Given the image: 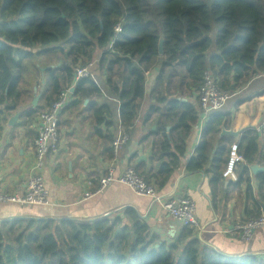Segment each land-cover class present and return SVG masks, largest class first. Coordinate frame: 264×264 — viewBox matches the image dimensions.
<instances>
[{
  "label": "trees",
  "instance_id": "obj_1",
  "mask_svg": "<svg viewBox=\"0 0 264 264\" xmlns=\"http://www.w3.org/2000/svg\"><path fill=\"white\" fill-rule=\"evenodd\" d=\"M120 21L122 30L115 34ZM26 58L36 60L46 82L43 103L25 110L26 121L60 97L78 64L91 60H97L96 67L105 76V94L90 75L76 84L74 100L65 108H79L88 100L95 131L108 144L109 153L115 138L102 126L113 124L112 107L102 96L108 93L117 100L120 126L130 134L141 108H148L142 118L147 131L140 142L151 146L150 169L143 161L134 166L148 182L154 179L158 188L185 156L199 108L189 94L197 93L209 69L220 86L237 92L210 113L186 168L209 170L217 184L222 158L219 149L211 152L231 116L223 108L238 107L264 81V0H0V129L9 111L20 107ZM156 68L147 94L146 75ZM238 86L243 89L238 91ZM246 89V95L237 97ZM238 148L243 157L238 183L249 185V167L264 166V141L249 128ZM257 177L263 187L264 172ZM195 232L183 226L168 242L132 207L95 219L8 218L0 221V264H264L256 254L221 252L204 244Z\"/></svg>",
  "mask_w": 264,
  "mask_h": 264
},
{
  "label": "crops",
  "instance_id": "obj_2",
  "mask_svg": "<svg viewBox=\"0 0 264 264\" xmlns=\"http://www.w3.org/2000/svg\"><path fill=\"white\" fill-rule=\"evenodd\" d=\"M157 71L152 69L146 75L147 94L151 90ZM93 76L105 94V76L98 72L97 67L93 71ZM97 77H100L99 80ZM22 80L19 85L21 96L18 99V106L20 107L9 111L8 119L0 129V188L10 192H23L28 178L33 173L34 140L37 137L40 113L32 121L31 119L26 121L25 118H29L24 116V112L29 106L35 107L33 100L38 96L37 104L43 103L46 83L41 72L35 74L32 84L22 83ZM21 85L24 89H21ZM255 88L258 89L256 92L259 91V94L250 91L248 99L238 107L229 105L223 108L224 111H229L231 116L220 129L211 152L213 154L219 149L221 153L222 178L219 183L212 182V172L209 170L189 172L186 168L187 161L202 140V133L207 124L201 116L200 108H197L198 121L191 127L186 140V153L179 168L173 172L162 188H158L154 179L150 182L165 195L189 196L195 200L196 214L202 225L195 233L204 244L227 254H256L264 258V227L256 229L249 242L242 241L236 229L239 222L264 212V186L260 187L257 174H253L250 167V184L238 183L243 157L236 161L233 174L223 176L232 150L231 146L240 142L246 129H255L264 141V81ZM107 95L102 96V101H106L112 107L110 109L113 124L109 127L103 125L102 130L111 133L115 140L123 133H127L128 141L121 143L117 152L113 148V153H109L108 144L95 131L93 108H86L88 101L79 108L74 106L64 108L59 116V150L47 156L42 169L51 204H0V221L23 216L95 219L132 207L162 239L168 242L175 240L182 226L169 216L159 203L154 204L149 197L136 194L121 182H114L100 192L85 198L86 191H94L99 187L100 178L106 173L109 165L114 166L117 173H121L126 166H134L143 161L146 163V169H150L151 146L140 142L147 131L146 125L142 124V118L148 108H141V117L137 119L136 126L130 134L125 127L120 126L117 100ZM191 101L198 104L197 94ZM15 114H19V117L11 125L9 121ZM223 128L239 134L238 136L221 135ZM237 150V154L241 155L240 149ZM134 154L137 156L131 162ZM140 157L143 158L140 160Z\"/></svg>",
  "mask_w": 264,
  "mask_h": 264
},
{
  "label": "built area",
  "instance_id": "obj_3",
  "mask_svg": "<svg viewBox=\"0 0 264 264\" xmlns=\"http://www.w3.org/2000/svg\"><path fill=\"white\" fill-rule=\"evenodd\" d=\"M115 34L122 30V22L114 26ZM114 37L109 47L114 44ZM97 60H91L78 64L74 70V78L71 84L61 93L60 97L53 101L48 107L40 112L37 122V137L34 140L35 166L33 173L28 178L23 192H10L0 188V204L19 205H48L51 204L50 193L44 183L42 169L45 166L46 158L50 153L59 150V116L63 109L74 99L73 91L76 84L83 78L93 75ZM264 76V73H262ZM228 88H223L215 80L212 72L206 69L203 73V82L197 90L198 105L201 109V116L204 121L209 120L210 113L221 109L227 101L236 94ZM129 136L123 133L113 143L114 151L117 152L121 143L128 141ZM230 157L223 172L227 177L234 173L235 163L242 159L237 154L238 144L231 146ZM114 182H121L128 186L138 195L149 197L152 202L159 203L163 210L176 220L182 227L189 226L194 230H200L202 225L196 214V202L189 196H169L156 188L146 177L137 172L135 166H126L121 173H117L114 166H107L106 173L100 178L99 187L94 191H86L85 198H88ZM264 227V212L245 219L236 225L239 237L244 242H249L258 228Z\"/></svg>",
  "mask_w": 264,
  "mask_h": 264
},
{
  "label": "rangeland",
  "instance_id": "obj_4",
  "mask_svg": "<svg viewBox=\"0 0 264 264\" xmlns=\"http://www.w3.org/2000/svg\"><path fill=\"white\" fill-rule=\"evenodd\" d=\"M156 70H157V68H156ZM39 72L40 71H39V68H37V66H36V60L35 59H32V58L23 59V68H22V76H23V80L22 81L23 82L22 83L25 82V83L32 84L34 82L35 74H37ZM98 72H100V71L98 70ZM97 78L99 80L100 77H97ZM23 87L24 86L21 85V89H24ZM236 88H237L238 91L243 89V87H241V86H238ZM39 90H40V88H39ZM247 90L248 89L244 90L243 92L241 91L240 94L237 97L241 98L244 95H246V91ZM189 95L191 96L190 97L191 99H194V96H196V91L195 90L190 91ZM186 97H188V96L185 95L184 98H186ZM111 103L113 104V102H111Z\"/></svg>",
  "mask_w": 264,
  "mask_h": 264
},
{
  "label": "water",
  "instance_id": "obj_5",
  "mask_svg": "<svg viewBox=\"0 0 264 264\" xmlns=\"http://www.w3.org/2000/svg\"><path fill=\"white\" fill-rule=\"evenodd\" d=\"M159 54L160 55H162L163 54V52H164V37L163 36H161V38H160V41H159ZM38 99H39V96L38 97H36L34 100H33V105L34 106H36L37 105V103H38ZM183 100H186V98H183ZM88 100H86V102H87ZM18 117H19V114H15L11 119H10V121H9V123L11 124V125H13L15 122H16V120L18 119ZM224 134H228V135H232V136H238V132H235V131H233V130H231V129H229V130H226V128H223L222 129V132H221V135H224ZM143 157H140L139 159L141 160ZM250 168H251V170H252V172H253V174H258V173H260V172H264V166L263 165H260V164H252L251 166H250Z\"/></svg>",
  "mask_w": 264,
  "mask_h": 264
}]
</instances>
